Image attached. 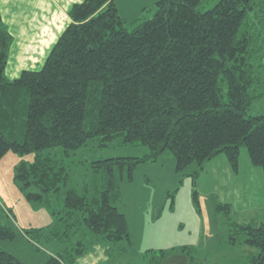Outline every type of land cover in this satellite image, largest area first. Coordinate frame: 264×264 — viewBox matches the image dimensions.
Instances as JSON below:
<instances>
[{
    "label": "trees",
    "instance_id": "1",
    "mask_svg": "<svg viewBox=\"0 0 264 264\" xmlns=\"http://www.w3.org/2000/svg\"><path fill=\"white\" fill-rule=\"evenodd\" d=\"M69 16L43 67L12 80L13 37L0 15V161L9 152L21 159L15 185L53 219L23 231L63 247L45 264H76L99 240L131 248L129 220L115 204L120 182L167 150L179 173L220 154L237 169L242 148L264 171V114H249L264 98V0H158L152 18L130 25L116 0H84ZM114 140L148 152L93 161L94 192L86 181L76 186L59 154ZM216 209L230 219V204ZM228 223L231 243L245 235L259 250L251 264H264V224ZM17 234L0 209V264H28L1 247ZM192 254L161 250L154 264H196Z\"/></svg>",
    "mask_w": 264,
    "mask_h": 264
},
{
    "label": "rangeland",
    "instance_id": "2",
    "mask_svg": "<svg viewBox=\"0 0 264 264\" xmlns=\"http://www.w3.org/2000/svg\"><path fill=\"white\" fill-rule=\"evenodd\" d=\"M117 1L120 14L130 25L139 17L143 21L152 18L158 0ZM143 6L148 7L144 13L140 11ZM12 59L10 69L14 72L22 66L37 68ZM249 114H264V98L254 102ZM145 152H148L145 147L127 146L118 140L106 147L89 141L75 155L66 158L59 154V158L71 167L74 184L80 186L86 181L94 192L91 162L141 157ZM9 164L6 160L0 168L7 170ZM120 192L115 204L129 220L132 247L99 240L76 264H154L161 250L185 247L192 251L196 264H251L259 252L243 242L245 235H239L237 244L230 240L232 226L228 221L264 224V171L251 163L246 148L241 150L237 169L225 154H220L202 169L193 164L180 173L174 155L167 150L156 161L140 163L132 182L126 178L120 182ZM220 203L232 206L229 220L217 211ZM1 206L0 203V209ZM32 244L17 236L13 241L3 242L1 247L28 264H45L49 255L59 251H53V244L46 241Z\"/></svg>",
    "mask_w": 264,
    "mask_h": 264
},
{
    "label": "crops",
    "instance_id": "3",
    "mask_svg": "<svg viewBox=\"0 0 264 264\" xmlns=\"http://www.w3.org/2000/svg\"><path fill=\"white\" fill-rule=\"evenodd\" d=\"M83 1L0 0L2 22L13 37L9 63L6 68V76L9 79L18 78L24 70H39L43 67L50 51L72 21L69 16L71 7ZM116 3L122 14L120 3L117 0ZM147 8L143 6L140 11L143 12ZM12 58L17 59V62L22 65L37 68L31 69L22 66L23 68L20 67L14 72L12 68L10 69ZM26 61L30 64H24ZM6 160L10 162L9 169L3 170L0 168L1 207L2 210L8 213L17 233L20 234H17V236L32 244V241L23 231L30 228L49 227L53 224V219L46 209L33 207L15 185L14 167L21 159L15 153L9 152L0 161V164ZM49 244H53V251L59 250L58 252H60L63 248L56 242ZM57 253L53 252V255Z\"/></svg>",
    "mask_w": 264,
    "mask_h": 264
}]
</instances>
